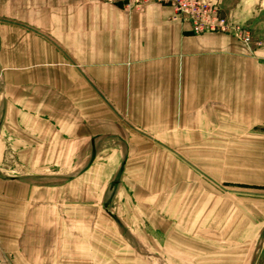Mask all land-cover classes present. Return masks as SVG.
Wrapping results in <instances>:
<instances>
[{
  "label": "crops",
  "instance_id": "1",
  "mask_svg": "<svg viewBox=\"0 0 264 264\" xmlns=\"http://www.w3.org/2000/svg\"><path fill=\"white\" fill-rule=\"evenodd\" d=\"M11 3L26 9L18 23L0 24V53L11 48L12 56L0 64V166L10 150L17 166L33 171L8 178L0 169V264H68L43 237L51 226L36 222L37 209L52 210L58 199L33 185L53 151L150 144L204 152L205 182L220 184L206 198L220 199L221 220L231 230L263 229L264 48L229 33L194 34L172 4ZM180 160L174 187L192 181L178 172ZM207 207L212 222V201Z\"/></svg>",
  "mask_w": 264,
  "mask_h": 264
},
{
  "label": "rangeland",
  "instance_id": "2",
  "mask_svg": "<svg viewBox=\"0 0 264 264\" xmlns=\"http://www.w3.org/2000/svg\"><path fill=\"white\" fill-rule=\"evenodd\" d=\"M207 1L231 24L250 31V49L264 48V0ZM11 2L0 0L1 25L18 23L24 14L22 6L12 11ZM10 52L0 53V64H12ZM136 146L143 149L53 151L52 166L35 170L40 174L33 185L58 196L52 210L38 208L36 215L37 223L51 226L42 234L52 242L54 256L68 264H264V226L260 232L228 229L236 225L221 220L220 199L206 198L220 184L205 182L204 152ZM4 154L6 166L0 169L6 177L13 170L33 171L17 166L12 151ZM178 157V172L192 181L174 187ZM211 201L212 222H207Z\"/></svg>",
  "mask_w": 264,
  "mask_h": 264
},
{
  "label": "built area",
  "instance_id": "3",
  "mask_svg": "<svg viewBox=\"0 0 264 264\" xmlns=\"http://www.w3.org/2000/svg\"><path fill=\"white\" fill-rule=\"evenodd\" d=\"M107 3L123 2L127 8L142 9L149 3L158 2L172 4L175 9V19L189 22L194 34L208 32L229 33L237 37L249 48L252 35L240 25H233L221 16L216 6L207 0H103Z\"/></svg>",
  "mask_w": 264,
  "mask_h": 264
}]
</instances>
